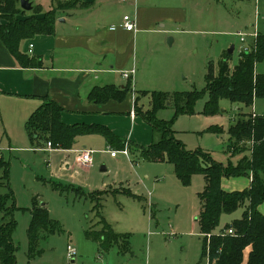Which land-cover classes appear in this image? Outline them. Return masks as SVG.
Here are the masks:
<instances>
[{
  "label": "rangeland",
  "instance_id": "374dc122",
  "mask_svg": "<svg viewBox=\"0 0 264 264\" xmlns=\"http://www.w3.org/2000/svg\"><path fill=\"white\" fill-rule=\"evenodd\" d=\"M31 1L34 5H41L44 11L58 5L53 0ZM174 4L188 8L189 20L158 24L162 36H152L151 46L140 51L142 59L151 67L150 72L139 73L140 90L142 85L149 87L150 91L171 94L202 90L207 83L209 67L217 73L225 51L234 45L229 60L233 71L244 48H252L255 31L264 32V0H183ZM26 14L30 15L32 11ZM0 22L6 21L0 17ZM243 34L244 42L241 41ZM169 38H173L172 44H169ZM257 71L264 72V62L257 66ZM130 81L133 87L134 81ZM149 99L143 97L140 102L145 111L151 107ZM207 99L205 94L197 102L193 115L177 116L172 104L159 110L158 117L174 120L173 128L187 149L208 148L207 152L224 165L229 161L237 164L250 152L247 146L242 145L228 148V128L243 106L222 99L221 112L207 117L200 113ZM257 105L258 110L264 112V100L258 99ZM243 110L251 113L252 107H244ZM216 126L222 133H198V130ZM128 131L129 140H132L129 156L117 153V157H112L108 147L74 143L73 147L79 150H96L94 162L85 164L79 158L74 169L77 174L73 178H56L53 170L55 163L58 166L62 159L61 155L55 153L52 157L46 143L41 146L32 143L25 127L7 129L0 118V158L9 165L10 188L18 207L15 212L17 227L13 234L18 264H210L208 256L202 259L205 235L195 221L201 208L199 193L206 184L204 175L195 174L188 184H184L171 163L147 161L136 154V138L142 143L159 137L142 115H138L136 126ZM103 166L107 170H102ZM3 175L4 168H0V177ZM54 182L62 185L72 183L81 187L85 195L71 188H54ZM246 186H250L248 176L222 179V187L228 190ZM127 188L143 199L115 192ZM99 190H104V193L102 197L98 195L101 199L96 206L99 198L95 196L92 200L90 194ZM0 192L4 193L6 189L0 187ZM35 201L47 207L61 230L43 234L38 246L41 252L31 258L28 228ZM244 209L240 207L232 214H223L213 233L220 234L234 220L241 218ZM259 210L264 213V204L259 206ZM104 221L115 232L130 234L128 252H122L118 245L105 250L99 242L87 237V231L105 228ZM69 245L76 250L72 257H69Z\"/></svg>",
  "mask_w": 264,
  "mask_h": 264
},
{
  "label": "trees",
  "instance_id": "16d2710c",
  "mask_svg": "<svg viewBox=\"0 0 264 264\" xmlns=\"http://www.w3.org/2000/svg\"><path fill=\"white\" fill-rule=\"evenodd\" d=\"M57 6L44 11L39 4L34 5L32 14L27 15L20 0H0V17L5 23L0 24V40L9 52L23 67H41L42 61L37 57H30L22 53L20 44L25 39L37 35H51L55 33L56 21L59 12L69 11L78 5L87 6L83 0H53ZM56 1V3H55ZM253 46L240 54L238 63L233 71L229 67L231 53L225 51L219 61L218 72L209 67L206 74V86L202 90L168 93L163 91H142L136 97V113L152 126L153 131L159 134L149 146L136 145L135 151L147 161H167L174 166L177 177L188 184L195 174H203L206 184L199 193L201 208L196 222L200 225L201 233L205 235L202 259L209 257L210 264H244L247 250L246 264H264V213L259 206L264 203V115L253 116L247 113L244 107H253L258 99L264 100V72H258L257 66L264 62V32H258ZM132 90L131 81L120 88L113 84L95 86L88 95L89 100L102 103L110 99L125 100ZM208 95L203 111L205 116H214L221 112L220 101L228 99L238 103L241 112L228 128V148L238 145L247 146L250 155L244 156L237 164L229 161L224 165L214 159L213 155L202 148L187 149L186 144L177 138L173 128L174 120H165L158 117V111L174 104L176 115H193L196 113L197 102ZM150 95L151 107L144 110L138 101ZM43 103L30 115L25 123L27 135L35 145L51 142L55 149H72L78 136L97 134L103 136L109 147L122 150L129 140L118 136L111 128L102 124H65L61 118L62 108L55 101L43 97ZM207 131L222 133L218 127H209ZM249 144V146L247 145ZM0 168H4V175L0 177V187L6 192H0V263L18 264L16 258L17 246L13 234L17 227L15 212L17 210L14 194L9 183V165L0 158ZM248 176L250 186L243 190L227 191L222 187L224 177ZM54 188H71L76 193L85 195L81 187L73 184L62 185L54 182ZM130 196L143 199L130 190H115ZM104 190L90 194L103 195ZM99 198L96 206H99ZM240 207H244L242 217L224 230L232 228L233 234H214L219 226L223 214H232ZM105 223L102 230H90L87 237L100 243L105 250L118 245L122 252L130 249V234L115 232L111 225ZM61 230L59 223L51 218L45 205H35L31 210V220L28 228L30 241L29 256L32 258L41 250L38 248L41 236L49 235ZM212 233L210 244L207 234ZM122 241V247L120 242Z\"/></svg>",
  "mask_w": 264,
  "mask_h": 264
},
{
  "label": "crops",
  "instance_id": "0c3cea01",
  "mask_svg": "<svg viewBox=\"0 0 264 264\" xmlns=\"http://www.w3.org/2000/svg\"><path fill=\"white\" fill-rule=\"evenodd\" d=\"M83 1L88 3L87 6L59 12L54 34L37 35L21 42L22 53L39 58L42 61L41 67L21 66L0 40V118L7 129H23L30 115L43 103L42 98L48 97L62 108L61 118L65 124H102L121 138L129 140L128 129L135 127L138 119V115L135 118L131 116L136 97L139 92L150 91L145 85H142V90L138 89L139 73L151 71L140 51L151 46L152 36H162L163 32L158 29L159 23L187 22L188 8L174 4L183 0ZM126 14L135 18V31L123 27ZM133 68V78H125L123 72ZM155 72L158 70L155 69ZM151 77L153 79L154 75ZM130 80L134 84L123 101L110 99L98 103L88 98L95 86L113 84L124 88ZM144 97L150 98V95ZM142 98L138 101L139 106ZM254 105L258 112L264 113L258 110L257 100ZM205 131L208 132L204 129L198 130V133ZM133 134L134 131L131 137ZM136 140L138 143L135 146L147 147L153 142L149 140L139 143L141 139ZM80 142L110 148L106 139L97 134L78 136L75 143ZM78 150L76 147L50 148L52 157L59 153L62 158L58 166L55 163L54 177L73 178L77 174L74 169L79 164ZM136 154L139 155V152ZM246 187L233 190L223 188L236 191Z\"/></svg>",
  "mask_w": 264,
  "mask_h": 264
},
{
  "label": "built area",
  "instance_id": "2783aa9c",
  "mask_svg": "<svg viewBox=\"0 0 264 264\" xmlns=\"http://www.w3.org/2000/svg\"><path fill=\"white\" fill-rule=\"evenodd\" d=\"M137 23H136V20L135 18H133L131 15L129 14H126L124 16V23H123V27L126 29V30H130V31H135L137 28ZM258 32L259 31H255V34L253 35L254 36V40L256 39L257 35H258ZM246 39H245V34H243L241 36V41L244 42ZM249 49V47L247 48H244V50H247ZM135 74V69H131V70H125L123 72V76L127 79H130V78H133ZM252 113H253V116H257V115H264V113H261V112H258L257 109L255 108V105H253L252 107ZM137 115L136 113V108L135 106L133 107L132 111H131V116L133 118H135ZM251 144V143H249ZM48 147L49 148H52V144L51 142H48ZM109 151L111 153L112 156H117V153H123L125 154L126 156H129L130 152H129V146L128 144H126L125 148L122 149V150H116V149H112V148H109ZM79 158L81 159V161L85 164H92L94 162V157L93 155L96 153L95 150H92V149H82L79 151ZM225 233H228V234H233L234 233V230L232 228L230 229H227V230H224L222 231L220 234H225ZM208 238V244H210V240H211V237H212V233H209L206 235ZM68 252H69V257H72L75 253H76V250L71 246L69 245L68 246Z\"/></svg>",
  "mask_w": 264,
  "mask_h": 264
},
{
  "label": "water",
  "instance_id": "95a60500",
  "mask_svg": "<svg viewBox=\"0 0 264 264\" xmlns=\"http://www.w3.org/2000/svg\"><path fill=\"white\" fill-rule=\"evenodd\" d=\"M21 7L26 11H32L34 8V4L31 0H20ZM169 44H172L173 38H169ZM234 50V45L231 46V48L228 50L229 53H232ZM105 166L102 167V170H105Z\"/></svg>",
  "mask_w": 264,
  "mask_h": 264
}]
</instances>
